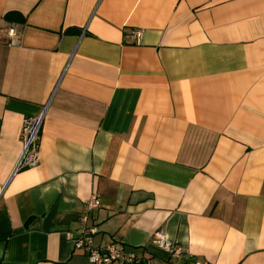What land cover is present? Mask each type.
I'll return each instance as SVG.
<instances>
[{"label":"crops","instance_id":"1","mask_svg":"<svg viewBox=\"0 0 264 264\" xmlns=\"http://www.w3.org/2000/svg\"><path fill=\"white\" fill-rule=\"evenodd\" d=\"M92 194L143 264H264V0H0V264H92Z\"/></svg>","mask_w":264,"mask_h":264},{"label":"built area","instance_id":"2","mask_svg":"<svg viewBox=\"0 0 264 264\" xmlns=\"http://www.w3.org/2000/svg\"><path fill=\"white\" fill-rule=\"evenodd\" d=\"M11 31L14 33V30ZM143 34L144 30L139 28H135L132 33L138 41H141ZM47 106L48 104L39 115L24 118L21 130L23 147L11 177L21 169L39 164L40 135ZM85 205V211L80 216L82 226L73 239L75 248L86 252L92 264H143L142 257L119 240H113L105 245L96 244L95 234L99 232V227L92 221V213L101 206V198L97 194H92ZM151 242L171 257L177 258L184 253L183 248L168 239L163 232H156ZM192 264H202V261L195 259Z\"/></svg>","mask_w":264,"mask_h":264},{"label":"trees","instance_id":"3","mask_svg":"<svg viewBox=\"0 0 264 264\" xmlns=\"http://www.w3.org/2000/svg\"><path fill=\"white\" fill-rule=\"evenodd\" d=\"M17 14H18V12L10 11V12H7V13H6L5 17H6L8 20H12L13 17H14V15H17ZM13 20H14V19H13ZM21 20H22V22H24V21H25V16H23V17L21 18ZM67 32L75 33V32H77V29H74V28H73V29H68Z\"/></svg>","mask_w":264,"mask_h":264}]
</instances>
